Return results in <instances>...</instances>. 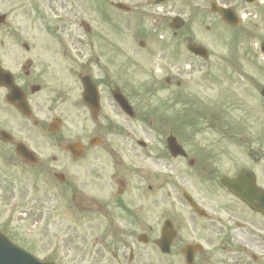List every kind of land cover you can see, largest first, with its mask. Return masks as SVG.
I'll return each mask as SVG.
<instances>
[{
  "label": "flooded vegetation",
  "instance_id": "1",
  "mask_svg": "<svg viewBox=\"0 0 264 264\" xmlns=\"http://www.w3.org/2000/svg\"><path fill=\"white\" fill-rule=\"evenodd\" d=\"M15 1L0 0V231L13 240L7 227L20 217L24 235L36 225L44 236L46 220H67L59 234L55 222L54 264H264V26L260 55L215 57L224 70L203 72V86L216 92L201 123L174 126L153 120L149 105L139 113L146 100L126 85L121 47L81 23L103 60L77 70L66 53L75 40L48 26L53 3ZM218 2L239 17L251 6ZM185 99V114L202 103ZM141 125L148 141L136 137ZM209 128L216 134H196ZM147 245L152 263L140 259Z\"/></svg>",
  "mask_w": 264,
  "mask_h": 264
},
{
  "label": "rangeland",
  "instance_id": "2",
  "mask_svg": "<svg viewBox=\"0 0 264 264\" xmlns=\"http://www.w3.org/2000/svg\"><path fill=\"white\" fill-rule=\"evenodd\" d=\"M56 13L48 15L49 22L46 19L48 26H57L58 35L65 43L69 39H73V43L67 47V54L76 58V65L74 68L80 69L81 66H90L94 68V64H88L86 61L90 59L101 63L103 54L96 46L97 39L90 38L87 35L85 28L81 25L82 21L89 24L94 32L103 34V39L107 40L109 45H118L123 50L124 54V78L127 84L134 88L142 90L148 89L145 94H141L142 99L146 101L140 102L139 113L144 111V107L149 105L150 111L153 114V120H171L172 125H176L177 120L195 121L197 124L203 117L199 114L203 107L209 105L215 95V90L209 86H203V72L205 71H223L225 64L218 63L215 57L232 56V55H251L250 50L256 51V47L252 43H259L264 26V6L260 3L251 5L245 14V20L242 22L240 28H223L218 25L215 17L209 12V2L211 0H168L163 5H151L149 0H50ZM219 1V0H215ZM19 7L25 8H45L42 3L45 0H17L15 1ZM113 2H123L130 8L129 12H122L112 7ZM72 9V12L63 10ZM151 12V14L149 13ZM180 16L184 19V26L174 36L167 24L171 17ZM39 18V17H38ZM37 18V19H38ZM38 21H35L37 23ZM106 23L112 24L104 26ZM104 27V29H103ZM208 27V29H206ZM118 29V31H117ZM115 34V35H114ZM192 38L196 43L204 45L208 50L210 56L207 61L190 55L186 49V41ZM144 41L145 46L140 48L138 41ZM122 41V42H120ZM238 41H242V46L238 47ZM92 46H89V44ZM246 47L249 52L245 53ZM235 49H239L235 52ZM255 49V50H254ZM65 48L60 47L59 53L63 56ZM257 52V51H256ZM164 54L163 59L160 58ZM78 55L82 56L81 58ZM259 55V54H257ZM193 62L197 64L199 69H192ZM206 62V63H204ZM165 68V70H164ZM220 68V70L218 69ZM184 71V73H182ZM230 73L229 69H226ZM170 74L175 75L171 78L174 82L179 79L180 87H175L173 82L171 86L165 85L164 78ZM222 76L220 83L230 86L229 80ZM224 83V84H223ZM162 87L164 90H157L155 88ZM178 96V97H176ZM196 99L199 102L198 106H194L197 102H192L194 105L189 106V111H184L183 105L186 104V99ZM198 98V99H197ZM183 100V101H182ZM165 105L169 109L160 111ZM205 113V112H204ZM206 119H211L213 112L206 111ZM234 118L239 115V112H231ZM205 116V114H204ZM251 116V113H250ZM168 119H167V118ZM262 115L253 113L252 119L260 120ZM174 121V122H173ZM155 122V121H154ZM146 126L147 125V122ZM199 123V124H200ZM141 125L136 132V137H140L144 141H148L151 135L150 127ZM197 127V126H196ZM165 130V124L161 128ZM192 129V127L185 128ZM194 130V127H193ZM167 132V131H166ZM189 132V131H188ZM197 135L213 136L214 129H202ZM51 211H53L51 209ZM55 214V213H54ZM48 222V229L44 236L38 235L37 226L34 225L29 235H24L21 232L22 226H26L20 217L9 224L7 229L13 240L18 244L30 249L38 257L50 258L54 261L56 255L52 249L57 243L56 224L58 228L57 234L64 229L67 230V220L59 222L58 219L50 218ZM56 222V224H55ZM67 222V223H66ZM28 226V225H27ZM17 230V231H16ZM68 242V240H67ZM140 259L144 263L151 262L154 257L148 245L145 247ZM70 256V252L67 253ZM163 263L162 261H159Z\"/></svg>",
  "mask_w": 264,
  "mask_h": 264
},
{
  "label": "water",
  "instance_id": "3",
  "mask_svg": "<svg viewBox=\"0 0 264 264\" xmlns=\"http://www.w3.org/2000/svg\"><path fill=\"white\" fill-rule=\"evenodd\" d=\"M117 8H123L124 10H127V8L122 4H116ZM213 11H220L222 18L231 23L235 24L237 23L236 18L231 17L226 9H221L216 7L215 5H212ZM183 21L179 17H174L169 24L172 28H179L182 26ZM188 49L192 51L196 55H202L205 56V50L199 47H192L188 46ZM85 89H87V86H85ZM161 244V243H160ZM161 248L163 246L161 245ZM0 264H48L47 262H43L29 254L28 252L24 251L23 249L16 246L14 243H11L10 240L6 239V237L0 233Z\"/></svg>",
  "mask_w": 264,
  "mask_h": 264
}]
</instances>
